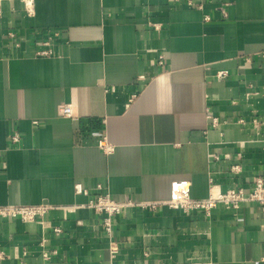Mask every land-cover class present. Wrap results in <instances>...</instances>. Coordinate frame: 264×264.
Segmentation results:
<instances>
[{
	"label": "crops",
	"instance_id": "1",
	"mask_svg": "<svg viewBox=\"0 0 264 264\" xmlns=\"http://www.w3.org/2000/svg\"><path fill=\"white\" fill-rule=\"evenodd\" d=\"M194 3L2 0L0 207L50 209L0 219V264H262L255 204L210 217L125 208L112 261L102 217L84 207L166 202L180 181L205 200L212 185L250 190L264 176V0ZM48 41L52 56H35Z\"/></svg>",
	"mask_w": 264,
	"mask_h": 264
},
{
	"label": "built area",
	"instance_id": "2",
	"mask_svg": "<svg viewBox=\"0 0 264 264\" xmlns=\"http://www.w3.org/2000/svg\"><path fill=\"white\" fill-rule=\"evenodd\" d=\"M176 3H185L188 6H195L194 0H173ZM2 0H0L1 5ZM198 9H202V5L197 6ZM210 19L209 17H206ZM158 30L159 26L154 25ZM10 38L14 41L16 47L20 46V42L17 41L15 35L10 34ZM51 42H46L43 44L42 49L35 52L37 57H50L53 54ZM159 67L163 68L165 65V58L161 55L158 59ZM228 76V72H220L218 78H225ZM137 96H133L130 100L132 103ZM63 117L73 119V108L71 105L66 104L63 108ZM210 123L213 128H219L222 122L219 118L212 115L208 116ZM243 123V121H240ZM255 130L260 131L261 123L259 120L255 119L252 121ZM11 142L18 143L19 138L17 136L11 137ZM99 146L104 150L108 151V146L106 140L99 142ZM235 173L240 172L239 167L233 168ZM77 194H88L83 190L81 185H76L75 187ZM100 189V187H99ZM213 190H216L213 192ZM244 204H255L264 213V176H257L253 178L250 190H245L243 188H232L228 191H222L216 185H212L210 189V196L205 200L194 199L191 196V186L188 182H176L173 185L172 197L166 202H117L111 198L110 195H99L96 200H92L88 205L84 206L93 209L98 215L102 217V227L109 239V252L111 261L116 259L118 254V247L113 236V220L119 216L123 209L125 208H140L142 210L155 211L159 206L166 205L172 210H180L185 214L190 212H200L206 217H210L212 211L223 206L227 209H239ZM50 209L48 206H38V207H0V219L8 218H18L25 223L34 222L37 218H42ZM68 211H71L68 210ZM56 234L61 233V229L56 228ZM55 253V252H54ZM5 254L0 252V260H3ZM264 264V256L261 260Z\"/></svg>",
	"mask_w": 264,
	"mask_h": 264
},
{
	"label": "bare ground",
	"instance_id": "3",
	"mask_svg": "<svg viewBox=\"0 0 264 264\" xmlns=\"http://www.w3.org/2000/svg\"><path fill=\"white\" fill-rule=\"evenodd\" d=\"M216 191V190H213V192Z\"/></svg>",
	"mask_w": 264,
	"mask_h": 264
}]
</instances>
